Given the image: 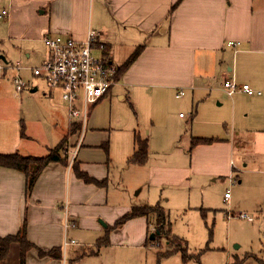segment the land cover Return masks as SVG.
I'll list each match as a JSON object with an SVG mask.
<instances>
[{"label": "crops", "instance_id": "1", "mask_svg": "<svg viewBox=\"0 0 264 264\" xmlns=\"http://www.w3.org/2000/svg\"><path fill=\"white\" fill-rule=\"evenodd\" d=\"M1 11L7 15L1 19L0 40L16 45L27 62L38 58L39 65L47 58L42 41L45 36L82 41L88 29H92L112 63L119 52V67L137 47L143 46L135 61L118 76L116 84L89 108L85 133L77 150L81 125L69 117L65 123L66 116L60 118L65 129L60 128L51 140L45 138L48 144L44 143V154L34 152L33 140L24 133L18 138L7 131L0 135L3 154L42 157L62 145L59 153L62 161L47 164L29 194L22 172L0 167V239L16 235L25 223L26 241L32 246L25 251L23 264H157L156 250L148 244L154 228L149 217L130 219L108 232L132 207L148 205L139 198L142 188L135 183L130 186L132 195L125 188L117 197L109 193L108 147L93 137L105 127L111 128L114 99L135 101V109L148 110L152 115L161 112L172 93L176 99L187 93L194 116L197 105L212 110L225 106L233 125L236 119L253 123L257 128L254 145L264 153V0H0ZM38 45L43 46V51L36 56L33 49ZM16 64L26 71L31 67L29 63ZM14 75L20 76L17 71ZM31 77L41 87L34 86L30 92L40 89L43 97L48 96L53 102L52 90L56 89L32 74ZM226 80L247 84L261 95L236 92L228 96L223 89ZM25 83L26 90L29 82ZM179 91H183L182 97L176 96ZM59 95L61 98L60 92ZM63 104L61 107L64 106L68 116ZM180 115L182 121L185 116ZM132 137L133 146L126 163L146 168L143 180L149 188L176 187L188 174L210 177L226 172L234 174V137H191L212 142L191 148L190 138L191 163L180 169L168 164L166 159L170 155L166 151L152 150L155 145L151 142L149 145L146 134L141 135L135 128ZM140 142L146 144L147 158L142 164L131 163L130 158L142 146ZM10 145L20 151L7 150ZM99 147L105 149L100 157ZM66 151H76L73 161V153L66 155ZM74 167L93 182L78 178ZM97 182L102 184L99 186ZM105 237L107 242L98 246ZM0 264H21L19 242L8 245ZM159 264L189 263L173 254Z\"/></svg>", "mask_w": 264, "mask_h": 264}, {"label": "rangeland", "instance_id": "2", "mask_svg": "<svg viewBox=\"0 0 264 264\" xmlns=\"http://www.w3.org/2000/svg\"><path fill=\"white\" fill-rule=\"evenodd\" d=\"M33 50L39 56L43 46L38 45ZM21 52L16 45L0 40V135L7 131L18 138L24 133L33 140L34 152L44 154V143L48 144L45 138L51 140L60 128L65 129L60 118L66 116V123L68 116L64 106L61 107L64 104L59 90H52L51 103L50 97H43L40 89L30 92L34 86L41 87L30 71H19L29 86L21 93L16 92L12 84L16 71L10 66L16 62L29 63L30 68L39 65L38 58L27 62ZM118 54L114 55L113 65L119 67ZM193 111L187 93L181 99H176L172 93L161 112L153 115L148 110L135 109V101L114 99L111 128L105 127L93 137L94 141H104L108 147L111 164L107 179L109 193L117 197L122 188L131 191V185H140L139 198L149 206L158 202L169 214L171 234L183 241L188 254L197 256L189 260V264H258L254 258L264 261V153L254 145L257 128L251 121L237 119L233 125L230 111L225 106L212 110L197 105L195 116ZM106 112H110L108 106ZM179 114L185 116L182 121ZM135 128L141 135L146 134L149 145L150 142L155 145L153 151H166L170 155L166 159L168 164H174L178 169L191 163L192 153L188 154L191 137H234V174L230 176L226 172L214 177L188 174L176 187L149 188L143 180L146 168L126 163ZM7 148L11 152L18 150L12 145ZM97 151H100L99 157L105 153L103 147ZM226 191L231 196L228 201L223 199ZM240 214H246L248 219H241ZM149 218L154 226L151 233L154 239L148 240V244L156 253L175 250L176 246L168 247L165 238L156 234V214L150 213Z\"/></svg>", "mask_w": 264, "mask_h": 264}, {"label": "built area", "instance_id": "3", "mask_svg": "<svg viewBox=\"0 0 264 264\" xmlns=\"http://www.w3.org/2000/svg\"><path fill=\"white\" fill-rule=\"evenodd\" d=\"M6 11L0 12V19H4ZM97 32L88 29L84 40L62 36H45L42 41L47 48V58L40 65L29 68L33 77L45 81L48 87L59 90L62 101L68 109V117L71 121L80 123L79 138L76 150L85 131V122L89 108L97 104L116 84L117 70L107 53H104V45L99 43ZM233 46V43H228ZM17 72L23 70L19 64L11 66ZM4 68V67H3ZM0 69L2 67L0 66ZM16 92L21 93L26 88V83L19 75L13 78ZM223 89L228 96L236 92H242L248 96L261 95L255 92L249 85H238L232 80L223 83ZM183 91L177 93V97L183 96ZM182 117V115H180ZM66 151L65 154L72 155ZM72 155L71 161L75 157ZM230 198L229 191L224 194V199ZM241 219H248L246 214H240ZM65 226H69L68 220ZM73 243V241H70Z\"/></svg>", "mask_w": 264, "mask_h": 264}, {"label": "trees", "instance_id": "4", "mask_svg": "<svg viewBox=\"0 0 264 264\" xmlns=\"http://www.w3.org/2000/svg\"><path fill=\"white\" fill-rule=\"evenodd\" d=\"M175 5H173L172 9L175 7ZM142 48L143 46L137 47L134 52L126 59V61L118 68L115 79H117L122 72H125L130 67V65L135 61V59L142 51ZM104 53L108 54V51L105 46ZM73 129L75 130V126ZM209 142H212V139L191 138L190 147L193 148L199 144H206ZM140 144L142 145L141 148L130 158L131 163L142 164L147 158L146 144L145 142H140ZM61 147L62 145H58L54 149L50 150L48 155L42 157L22 156L18 153H0V167L14 169L19 172H22L26 177V192L27 194H29L38 175L43 170V168L51 162L62 161V158L59 154ZM73 170L75 172V175L78 178L82 179L84 182H93V180H91L84 173L80 172L76 167H74ZM96 184L100 186L102 183L97 182ZM150 213L156 214V234L165 238L168 247L176 246L177 249L167 251L166 253H157V264H159L162 259L167 258L175 253L180 254L181 260L183 262H188L191 259L197 258L196 255L188 254L183 241L171 234V227L168 220L169 217L159 204H156L154 206L145 205L132 207L129 212H127L118 220H116L112 227L108 228V232L111 229L122 227L130 219L137 217H149ZM106 239L107 237L100 240L98 246L105 244L107 242ZM11 242H19V244L21 245V264H23V256L25 254V251L32 246L26 241L25 223L21 226L16 235L0 239V259L4 258V256L6 255L7 247ZM179 246H182V248H179ZM254 259L258 261V264H264V261L258 260L257 258Z\"/></svg>", "mask_w": 264, "mask_h": 264}, {"label": "water", "instance_id": "5", "mask_svg": "<svg viewBox=\"0 0 264 264\" xmlns=\"http://www.w3.org/2000/svg\"><path fill=\"white\" fill-rule=\"evenodd\" d=\"M151 238H153V235H151Z\"/></svg>", "mask_w": 264, "mask_h": 264}]
</instances>
